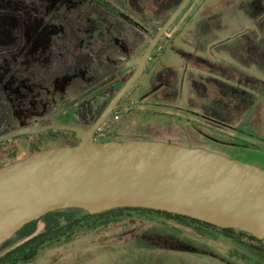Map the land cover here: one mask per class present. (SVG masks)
Returning <instances> with one entry per match:
<instances>
[{
  "label": "rangeland",
  "instance_id": "1",
  "mask_svg": "<svg viewBox=\"0 0 264 264\" xmlns=\"http://www.w3.org/2000/svg\"><path fill=\"white\" fill-rule=\"evenodd\" d=\"M177 2L0 0V133L41 119L92 84L86 67L95 61L104 64L114 52L117 57L106 27L117 31L131 52L143 42L146 35L118 14L152 32ZM94 24L99 32L89 38L86 33ZM34 38L38 45L33 47ZM149 63L121 100L140 102L121 104L118 117L104 126L113 137L203 147L246 162L255 158L264 168V155L242 142L258 141L264 147V140L239 133L264 139V0H192L159 40ZM125 78L100 94L93 118ZM93 97L74 108L86 109ZM75 139L68 132L45 131L11 138L0 143V166L33 149ZM155 217L126 212L108 226L82 230L45 247L22 264H252L235 250L258 258L249 245L264 248L246 235L238 242L219 230L206 228L205 233ZM41 229L39 222L37 231ZM13 245H0V254Z\"/></svg>",
  "mask_w": 264,
  "mask_h": 264
},
{
  "label": "water",
  "instance_id": "2",
  "mask_svg": "<svg viewBox=\"0 0 264 264\" xmlns=\"http://www.w3.org/2000/svg\"><path fill=\"white\" fill-rule=\"evenodd\" d=\"M190 1L181 0L124 61V69L134 67L133 72L89 127L57 117L112 77L61 104L45 117L48 122L35 121L0 133V143L49 129L73 131L80 137L75 145L36 151L0 167V245L25 223L66 207L91 213L123 206L153 208L236 228L264 240V168L203 147L94 137L149 67L159 40Z\"/></svg>",
  "mask_w": 264,
  "mask_h": 264
},
{
  "label": "trees",
  "instance_id": "3",
  "mask_svg": "<svg viewBox=\"0 0 264 264\" xmlns=\"http://www.w3.org/2000/svg\"><path fill=\"white\" fill-rule=\"evenodd\" d=\"M163 22L159 26H161L163 24ZM159 26L149 34L153 35L156 32V30L159 28ZM146 36H145V38H146ZM145 38H144V40H145ZM129 55L131 56L132 52ZM129 55H127V58ZM117 77H119V79H120L123 76L119 75ZM121 84H119L118 88L121 86ZM92 85L93 84H90L89 87ZM85 89L82 90L81 92L77 93V94L72 95L70 98L63 100L61 103L57 104L54 108H52L49 112L50 113L53 112L61 104L65 103V102L77 97L81 93L85 92ZM129 92H130V89L126 92V94L124 96H126ZM92 94H89L88 96L90 97V96H92ZM88 96L81 99L78 103L82 102V100H84V99H87ZM123 97L121 98V100L123 99ZM121 100L119 101L117 107L111 112L109 119L106 120L103 124H101V126L97 129L96 134H95L97 140L103 141V140L116 139L115 137H113L111 135L110 130L107 129V126L106 127H104V126L110 121V118H112V117L115 118L116 115L118 117L117 109L119 108V106L121 104L125 103V104L131 105V104H135V103L140 102V101L134 102V101H128V100H127V102H121ZM77 104H75V105H77ZM73 109H74V107H73ZM67 111L70 112V111H72V109H68ZM37 120L40 121V120H42V118L37 119ZM37 120H35V121H37ZM93 120H94V118L92 119V121ZM34 122H32V123H34ZM32 123H29V124H32ZM45 132H48V133H50V132H52V133L68 132L73 136V138L77 139V140L75 139V140L64 141L63 143L60 144L62 146L63 145L64 146L65 145H75V144H77V142L79 140V135L77 133H75L73 131H69V130H48ZM239 133H241L242 135H244L246 137L248 136L254 140H256V139L262 140V141L264 140L263 138H260L256 135L252 136V134L246 133V132L241 131V130L239 131ZM99 134H103L104 136L101 137V136H99ZM31 135L36 136V135H39V133L22 134V135L16 136L15 138H19L22 136L27 137V136H31ZM239 141H242V140H239ZM242 142L244 143V145L246 147L250 148L251 150H254V149L257 150L258 149V151H260L264 155V147H262V146L258 147L256 145V144H258L257 143L258 141H255V142L254 141H251V142L242 141ZM50 148H52V147H50ZM45 149H48V148L33 149L34 151H31L30 153H27V154H25L19 158H14L11 162L7 163L6 165L11 164L17 160H20V159L36 152V151H41V150H45ZM256 161L257 160L254 158L253 161H250V162H252V163L254 162L253 164L258 165V163ZM258 166H260V165H258ZM126 212H138L140 214H148V215L149 214H156L155 218L162 217L163 219L161 221H163V223H165L164 222V217H165L168 220H174V221L186 224V225H193L195 228H197L198 230H201L205 233H206V231H208L207 229H214V230L221 231L226 236H229L230 239L238 241V242L241 241L240 236L246 235V236H249L250 238L264 244L263 239L257 238L255 236H253L252 234H249L245 231H242V230H239L236 228H232V227H226V228L217 227L215 225H212L210 223H207L205 221H202V220H199L196 218H192V217L182 215V214L167 212L164 210H158V209L146 208V207L123 206V207H115V208H110V209L103 210L100 212L91 213L87 210H84V209L78 208V207H66V208H61V209L49 211V212L43 214L42 216H40L39 218L33 219V220L25 223L14 235H12L8 240L4 241L2 244H8V245H13L14 243L15 244L12 247H10L9 249H7L5 252L0 254V264H22V263L31 262L38 256L40 251H42L45 247L52 246V245L60 243L62 241H67L82 230L83 231L87 230V229H93L94 230V228H98V227L102 228V227L108 226L110 223H112L116 219H118L121 216V214L122 215L126 214ZM79 213H83V215H81V216L77 215ZM83 220H85L86 222H84ZM39 222H42V229L40 231H37ZM172 228L175 229L174 226H172ZM207 233L212 234L211 232H207ZM249 247H251V248H248V250H253L256 257H258V258H254V257H252L246 253H240V252H238V250H235L236 253L240 254V259H243L244 261H246L248 263H252V264H264V262H262L264 260V248H261L259 246H253V245H251V246L249 245ZM259 259H262V261H260Z\"/></svg>",
  "mask_w": 264,
  "mask_h": 264
},
{
  "label": "flooded vegetation",
  "instance_id": "4",
  "mask_svg": "<svg viewBox=\"0 0 264 264\" xmlns=\"http://www.w3.org/2000/svg\"><path fill=\"white\" fill-rule=\"evenodd\" d=\"M181 0H178L177 4L172 8V10L178 5V3L180 2ZM192 1V0H191ZM190 1V3H191ZM189 3V4H190ZM102 4V6H104L106 9L110 10V8H108V4L106 3H100ZM189 4L186 6V8L189 6ZM185 8V9H186ZM185 9L182 11V13L178 16V18L183 14V12L185 11ZM171 10V12H172ZM111 11V10H110ZM115 13V12H114ZM119 17H121V19H124L126 20L127 22H130V23H134L136 25V27L144 34V35H148L150 32H151V29L147 28L144 24L140 23V22H136L134 19L130 18L129 16H123V15H120L118 14ZM97 16L94 14V17ZM178 18L176 19V21L178 20ZM135 21V22H134ZM175 21V22H176ZM174 22V23H175ZM107 28V29H106ZM106 33L108 34V36H112V42L116 43L112 46H114L115 49H117L116 51V54H117V57L115 55V52L112 54V57H108L107 60L103 63H100V62H94V63H90L92 65H88V69H90V71L86 70L85 71V74L88 75V77H90L91 79V82H93L92 86L89 87V85L86 87L85 89V92L88 91L89 89H91L93 86H95L96 84L98 83H101L107 79H110L111 77V80H109L107 83H105L104 85L98 87L97 89L89 92L86 96H88L89 94H92L94 93V97L92 98V100L90 101V104L87 106L86 109L84 110H80L79 108H74V105L77 104L80 100H78L74 105H72L71 107L67 108L66 110H64L58 117L57 119L60 120V121H65V122H75V123H80L82 125H84L85 127H89L91 125V123L94 121H92L93 119V116L91 114V111H92V108L95 106V104L97 103V101L99 100L100 97V94L109 86L111 85L112 83L116 82L117 79H119V75H122V76H125V77H128L134 70V67H131V68H128V69H124V61L126 60L127 58V53L128 52H131L129 50V47L125 44V41L124 39H121L120 37H122L121 35H119V33L117 31H115L114 29L112 28H108L106 27ZM171 28V27H170ZM169 28V29H170ZM37 32L38 33H42V30L40 29H37ZM99 32V25H93V28H91L87 33H86V36L89 37V38H93L95 36L96 33ZM39 36H42L41 34ZM38 42L36 41V38L33 39V47L34 45H36ZM142 44V42H141ZM137 45L134 50L132 51V54L136 51V49L141 45ZM38 45V44H37ZM143 51V49H142ZM141 51V52H142ZM130 57V55L128 56V58ZM150 60V58H149ZM94 64V67H92ZM92 69H91V68ZM117 69V70H116ZM147 67L144 68L143 70V73L142 75L145 73ZM87 71L89 73H87ZM141 75V76H142ZM92 76H94V78H91ZM83 78L80 79V81L82 80ZM126 79V78H125ZM140 79V78H139ZM138 79V80H139ZM137 80V81H138ZM136 81V82H137ZM124 82V81H123ZM122 85V84H121ZM129 90V89H128ZM117 91V90H116ZM115 91V92H116ZM115 92L113 93V95L115 94ZM84 93V92H83ZM82 94V93H81ZM126 94V93H125ZM112 95V96H113ZM79 96V95H78ZM86 96H84L83 98H85ZM111 96V97H112ZM82 98V99H83ZM110 100V99H109ZM108 100V101H109ZM107 101V102H108ZM107 104V103H106ZM105 104V105H106ZM104 105V106H105ZM104 106L101 108V110L104 108ZM68 109H72V111L69 113L67 110ZM56 110V109H55ZM100 110V111H101ZM68 112L69 115L68 116H65V112ZM52 113V112H51ZM100 113V112H99ZM98 113V114H99ZM50 112L48 114H45L43 117H42V120H40V122H48L49 120L46 119L45 117L47 115H49ZM98 114H95L94 115V119L98 116ZM111 114V113H110ZM38 121V120H37ZM49 130H59V129H49ZM48 131V130H46ZM97 131V130H96ZM96 131H95V134H96ZM95 139L97 140L96 138V135H94ZM79 140H80V137H79ZM78 140V142H79ZM118 140V139H117ZM98 141H102V140H98ZM77 142V143H78Z\"/></svg>",
  "mask_w": 264,
  "mask_h": 264
},
{
  "label": "built area",
  "instance_id": "5",
  "mask_svg": "<svg viewBox=\"0 0 264 264\" xmlns=\"http://www.w3.org/2000/svg\"><path fill=\"white\" fill-rule=\"evenodd\" d=\"M115 117H117V115Z\"/></svg>",
  "mask_w": 264,
  "mask_h": 264
}]
</instances>
